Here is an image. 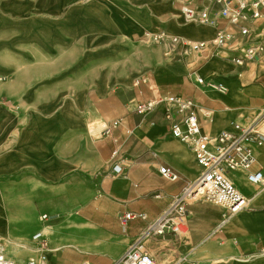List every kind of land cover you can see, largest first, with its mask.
Returning <instances> with one entry per match:
<instances>
[{
	"label": "crops",
	"instance_id": "0c3cea01",
	"mask_svg": "<svg viewBox=\"0 0 264 264\" xmlns=\"http://www.w3.org/2000/svg\"><path fill=\"white\" fill-rule=\"evenodd\" d=\"M112 1L118 9L137 6L131 37L95 0H0V222L7 238L20 246L37 232L61 231L47 244L55 264H118L137 241L157 264H264V195L215 234L225 210L204 200L189 203L182 232H147L193 185L199 167L194 151L169 133L164 107L135 111L139 102L182 96L195 102L211 136L247 128L264 135V55L242 66L231 58L263 40L264 20L246 22L247 36L222 24L233 39L206 58L170 39H144L152 28L195 42L215 37V26L190 27L178 0ZM190 3L199 10L206 4ZM139 77L147 82L135 89ZM115 120L121 123L109 134L99 130ZM245 143L264 169V141ZM119 163L122 175L113 171ZM162 167L177 180L165 178ZM245 175L229 174L251 198L255 188ZM129 212L149 219L123 224L120 216Z\"/></svg>",
	"mask_w": 264,
	"mask_h": 264
},
{
	"label": "built area",
	"instance_id": "2783aa9c",
	"mask_svg": "<svg viewBox=\"0 0 264 264\" xmlns=\"http://www.w3.org/2000/svg\"><path fill=\"white\" fill-rule=\"evenodd\" d=\"M191 0H178L181 12L188 22L211 25L217 28L215 37L207 42H190L166 31L157 33L147 32L145 40H151L154 44L170 39V43L183 51H191L206 54V58L214 56L216 50L227 47L233 36L222 24L235 26L243 36L250 34V29L245 25L248 21L264 20V0H205L206 4L201 10L190 3ZM263 40L251 43L242 56H233L232 61L242 66L246 60L257 61L264 55V30ZM147 82L144 77H139L134 82V88H141ZM205 80L199 78L198 84H205ZM216 90L226 93L228 87L222 83H213ZM164 107V118L167 122L169 133L176 140L184 143L195 153L196 162L200 167V175L192 186L175 198L172 204L156 218L148 227V233L162 234L169 230L172 233L182 232L183 218L188 213L190 199L211 202L225 210V215L220 224L215 228L214 234L225 227L240 212L246 210L253 198L264 195V169L257 168V159L253 150L245 142L251 140L257 143L264 141V135L247 128L241 132H222L217 136H211L202 129L199 116L195 112V102L182 96L156 97L145 102H139L135 111L145 115ZM203 116H210L207 110H202ZM121 120H115L111 125L105 126V132L109 134L113 128L120 125ZM122 164H116L113 171L117 175L124 173ZM246 172V181L255 188L251 198H246L229 177L230 172L237 170ZM160 173L167 179L177 180L178 176L170 167H162ZM48 217H44V220ZM141 219L147 221L149 216L145 212H129L120 216L123 224L129 221ZM33 241L41 247H47L45 235L37 232L33 235ZM0 264H17L10 258L0 246ZM28 264H47L45 256H40L37 261L32 260ZM118 264H157L149 254L147 248L137 241L130 247L127 254Z\"/></svg>",
	"mask_w": 264,
	"mask_h": 264
},
{
	"label": "bare ground",
	"instance_id": "6f19581e",
	"mask_svg": "<svg viewBox=\"0 0 264 264\" xmlns=\"http://www.w3.org/2000/svg\"><path fill=\"white\" fill-rule=\"evenodd\" d=\"M159 1V0H158ZM95 2H98L99 5L101 7H103V11L104 13L103 14H107V10H109L108 14H110L111 16L114 17L115 19V22L118 24L119 27L122 28V31L125 32V34L128 36V37H131L132 36V33H131V29H137V23L135 20L131 19L132 17L130 16V11L132 9H136L137 6H132L130 8V6H126V7H122L121 9H118L116 7V2L115 1H112V0H95ZM119 4H121V2H119ZM199 10V9H198ZM201 10V9H200ZM182 13V12H181ZM136 14V13H135ZM183 14V13H182ZM184 16V15H183ZM190 25V27H195L194 26V23L192 22H188ZM98 26L100 27L99 29H103V28H106V24L105 23H99ZM205 25H203L202 27H204ZM207 27V26H205ZM127 28H130V29H127ZM139 32H142L141 30H139ZM157 32V29L156 28H152L150 30V33H156ZM190 42H195V41H191V40H188ZM215 88V87H214ZM218 91V90H217ZM229 92V95L232 93V89L231 90H228ZM228 96H225V97H229ZM91 131L94 132L93 128L91 127ZM241 132V131H240ZM238 133V132H237ZM249 146V145H248ZM194 160L196 162V157H194ZM198 165V164H197ZM199 167V165H198ZM242 170V169H240ZM197 177L196 179L198 178V176L200 175V167L199 169L197 168ZM244 171V170H243ZM230 177V176H229ZM231 178V177H230ZM245 178H246V175H245ZM231 180L234 182V184L236 185V187L238 188V190L243 194H246L247 193V188L246 186L244 185H241L240 183H238L235 179H232ZM196 181V180H195ZM247 186H251L250 184H246ZM263 195V194H262ZM245 197L248 199L249 197H247L245 195ZM245 211V210H244ZM242 211V212H244ZM1 209H0V213H1ZM240 212V213H242ZM249 228L251 230H256V229H259V228H262V225H260V227H257L255 225H249ZM41 232V231H40ZM43 235H45V239L46 241L48 242H52V241H55L56 239H58L60 236H61V231H47V230H44L43 232ZM0 234L2 236H4L5 238H7V233H6V227H4L1 222H0ZM263 235H264V229H263ZM31 242L32 244H34L35 246V250L38 251V252H42L43 254H41L42 256H45L46 260H47V264H55L54 263V258L52 257L51 253H50V249H48L47 247H41L40 245H38L39 243L38 242H35L33 241V238L31 239ZM23 244V243H21ZM40 257V256H39Z\"/></svg>",
	"mask_w": 264,
	"mask_h": 264
},
{
	"label": "rangeland",
	"instance_id": "374dc122",
	"mask_svg": "<svg viewBox=\"0 0 264 264\" xmlns=\"http://www.w3.org/2000/svg\"><path fill=\"white\" fill-rule=\"evenodd\" d=\"M263 36V35H261ZM146 42L149 45H154V42L151 40H146ZM255 63V62H254ZM109 123L108 122H103L102 125H100L99 130H101L102 128H104L105 126H107ZM94 130L93 133L96 134V138L99 137L100 135L98 134V130L94 128V126H91ZM199 198L196 199H190V202H194ZM23 244L20 246H16L18 245L17 242H14L12 240H9L8 238L6 239H0V246L1 248H3L6 252V254L12 258L17 264H28V262L35 260L37 261L39 256L34 255V252L31 250L30 244L31 239L29 240H23L20 241ZM19 242V243H20ZM47 244H49V242L47 241ZM40 245V244H38Z\"/></svg>",
	"mask_w": 264,
	"mask_h": 264
}]
</instances>
